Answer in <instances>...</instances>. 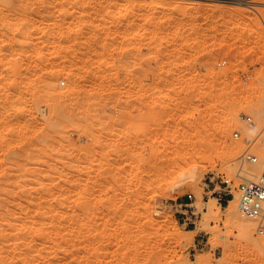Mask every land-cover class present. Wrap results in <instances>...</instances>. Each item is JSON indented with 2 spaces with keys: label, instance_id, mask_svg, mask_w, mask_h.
I'll list each match as a JSON object with an SVG mask.
<instances>
[{
  "label": "rangeland",
  "instance_id": "obj_1",
  "mask_svg": "<svg viewBox=\"0 0 264 264\" xmlns=\"http://www.w3.org/2000/svg\"><path fill=\"white\" fill-rule=\"evenodd\" d=\"M0 15V264H264V233L216 199L264 156V0H1Z\"/></svg>",
  "mask_w": 264,
  "mask_h": 264
},
{
  "label": "built area",
  "instance_id": "obj_2",
  "mask_svg": "<svg viewBox=\"0 0 264 264\" xmlns=\"http://www.w3.org/2000/svg\"><path fill=\"white\" fill-rule=\"evenodd\" d=\"M246 121L252 123L251 118L247 117ZM233 137L238 140L240 134L233 133ZM243 143L247 145L246 150L240 156L241 165L244 163H255L256 157L249 153V147L252 145L249 139H243ZM240 174V172H238ZM237 174L240 183L233 186L232 181L221 177L222 189L216 198L219 202H229V199L236 198L238 212L254 221L258 232H264V173L254 176L253 179H246ZM187 202L178 203L181 211L178 213V220L186 225H194L193 219H196L194 197L192 194L187 195Z\"/></svg>",
  "mask_w": 264,
  "mask_h": 264
},
{
  "label": "bare ground",
  "instance_id": "obj_3",
  "mask_svg": "<svg viewBox=\"0 0 264 264\" xmlns=\"http://www.w3.org/2000/svg\"><path fill=\"white\" fill-rule=\"evenodd\" d=\"M1 1V0H0ZM75 2V1H74ZM1 16V15H0ZM3 16V15H2ZM6 16V15H5ZM9 17V16H8ZM8 21V20H7ZM26 30V29H25ZM62 32V31H61ZM63 36H64V34H63ZM73 36V35H72ZM69 38V37H68ZM19 40V39H18ZM28 41V40H27ZM20 44H21V42H20ZM23 45V44H22ZM83 58V57H82ZM57 60V59H56ZM80 60V59H79ZM59 64V63H58ZM37 67H38V65H37ZM16 72V71H15ZM19 72V71H18ZM59 84V83H58ZM63 86V85H62ZM65 86V85H64ZM48 86H46V88H47ZM54 87H55V84H54ZM59 90H60V88H58ZM65 90V89H64ZM79 91V90H78ZM63 93V92H62ZM78 93V92H77ZM57 94H58V92H57ZM80 94V93H79ZM90 94V93H89ZM54 96V95H53ZM82 97V96H81ZM89 97V96H88ZM46 98V97H45ZM65 98V97H64ZM63 98V100H65ZM68 98V97H67ZM66 98V99H67ZM42 99V98H41ZM79 98H77V100H78ZM47 100V99H46ZM6 101V100H5ZM49 101V100H48ZM82 101V100H81ZM88 101V100H87ZM56 103V100L54 101L53 100V103ZM70 102H72V101H70ZM43 103H44V101H43ZM72 104H73V102H72ZM75 105V104H74ZM45 106V105H44ZM61 106H62V104H61ZM54 107H56V105L54 106ZM63 107V106H62ZM68 107H69V105H68ZM86 107V106H85ZM57 108H59L60 109V107H58L57 106ZM76 109V108H75ZM62 110V109H61ZM64 110H65V108H64ZM74 110V109H73ZM56 111V110H55ZM52 112H54V110L52 111ZM59 112V111H58ZM71 112V111H70ZM63 113V112H62ZM59 114H61V113H59ZM67 114V113H66ZM72 114V113H71ZM64 115V114H63ZM63 115H61V117L63 116ZM70 115V114H69ZM62 119V118H61ZM49 122V121H48ZM51 122V121H50ZM40 136V135H39ZM37 138V137H36ZM40 139V138H39ZM44 140V139H43ZM43 142V141H42ZM6 143V142H5ZM41 143V142H40ZM253 167H255L254 169H255V173H251L253 176H257L258 174L260 175V173H262V172H264V156H263V159H261V162L260 163H258L257 165H253ZM236 199V198H235ZM234 199V200H235ZM234 200H232V201H230L229 202V204L225 207V217H226V219L228 218V220L227 221H230V220H232L233 218H236L235 217V215H236V208H235V204H234ZM214 204H212V206H213ZM238 211V210H237ZM210 212L211 213H214V214H216L214 211H213V209H212V207H210ZM213 214V215H214ZM243 216V215H242ZM238 217V216H237ZM240 217V216H239ZM238 217V218H239ZM230 219V220H229ZM249 219V218H248ZM247 218H240V228L243 230V232L244 233H247V235H248V233L250 232V229L253 227V222H252V220H248ZM239 220V219H238ZM239 228V229H240ZM254 229V228H253ZM252 233V232H251ZM260 234H263V233H261V232H259ZM249 236V235H248ZM255 239V238H254ZM258 240V239H257Z\"/></svg>",
  "mask_w": 264,
  "mask_h": 264
}]
</instances>
